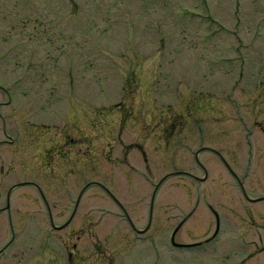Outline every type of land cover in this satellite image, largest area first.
Instances as JSON below:
<instances>
[{"label":"rangeland","instance_id":"obj_1","mask_svg":"<svg viewBox=\"0 0 264 264\" xmlns=\"http://www.w3.org/2000/svg\"><path fill=\"white\" fill-rule=\"evenodd\" d=\"M36 7L43 9L38 21L31 16ZM18 10L31 12V20ZM198 14L206 23V17L212 19L211 28L183 32ZM206 33L213 39L205 42ZM1 85L14 92L9 105L0 90V113L8 126L14 119L21 126L26 120L72 125L75 164L68 177L72 189L62 195L63 188H49L53 176L47 168L25 165L39 162L38 145L23 153L12 144L0 150L2 203L11 184L36 182L15 189L11 215L0 214V249L9 244L0 264H70L75 257L78 264H131L136 250L146 247L131 241L132 232L114 212L128 210L144 226L158 181L176 170L202 177L200 163L208 171L205 181L174 174L159 186L152 208L157 222L164 215L168 228L184 221L179 237L191 242L208 238L215 228L209 204L244 215L243 200L264 217V199L246 200L219 155L203 151L200 162L195 158L202 144L213 146L241 178L248 197L264 196V134L254 127L256 120L264 123V0H0ZM20 86L33 90L29 97L18 96ZM230 89L234 105L225 97ZM238 113L251 129L241 125ZM28 124L23 126L32 134ZM91 180L107 185L119 205L91 185L70 226L53 229L41 191L61 225ZM221 223L214 252L209 244L198 255L187 251L185 264H227L225 256L236 249L225 245L223 234L233 226L227 219ZM154 249L148 260L160 263L161 239Z\"/></svg>","mask_w":264,"mask_h":264},{"label":"flooded vegetation","instance_id":"obj_2","mask_svg":"<svg viewBox=\"0 0 264 264\" xmlns=\"http://www.w3.org/2000/svg\"><path fill=\"white\" fill-rule=\"evenodd\" d=\"M40 10H43V9H41L40 7H36L33 11L34 12L33 14H31V12H27L26 10L24 12L22 10L21 11L18 10L17 12H19V15L21 12L22 13L21 16H24V13H25L27 20H31V17H30V14H31V16L33 17V20L38 21L40 20V17H41ZM10 13L11 11L9 10L8 14L11 15ZM13 15H16V14L14 13ZM53 17H55V14H53ZM35 85H32V87L34 88ZM0 87H1L0 90L5 91L7 93V101L5 103L11 105L13 101V97H14V92L12 94V90L9 88H6L3 85H1ZM20 87L21 88H19L17 92H18V96L22 98L29 97L27 95V92L33 91V90L24 89L22 86ZM2 117L3 115L0 113V120L2 124V127H0V132L2 133V137H0V150L4 149V146L6 145L10 146V144H12V146L16 148L15 149L16 151H22L23 153V152L30 151L31 146L33 144L38 145L39 153L37 154L36 158L39 159V162H35L36 163L35 164L34 161H31L30 163L25 164V165L27 166L33 165L34 167H38L41 170H46L47 168L49 170L50 175L52 174L53 176V179L50 182L49 188L50 189H56L59 187L63 188L62 195H68L67 192L69 189H72V184H73V181H72L73 179H68V177H73V169H74V164H75V161H73L75 139L73 136L72 125H70V128H64V127H59V126L52 127L48 124H42V123H38L34 121L31 122L28 120L30 125H33L32 128L28 127L29 130L33 131L32 132L33 136H31L32 134H29L26 132V126H23L24 124H28L27 120L25 121L26 123L23 122L22 123L23 125L21 126L20 122H18V120L15 121L16 119H14L13 120L14 123L11 121V123H13V127H10L8 126V123L4 121L6 119L3 120L4 117L3 118ZM8 119H11V117H8ZM15 124H17L16 128H15ZM30 125L28 124V126ZM254 127L255 128L259 127V129L261 130V133L264 134L263 121H260V120L254 121ZM16 130L19 131V133L17 134L18 136L17 138L15 136ZM20 135L22 136L21 142L20 144H16L17 143L16 141H19ZM86 141H88L87 138L81 139V143L86 142ZM253 151L254 149L252 148V153L254 155ZM82 154L83 152H81V156ZM81 156L77 159V161L81 160ZM201 167L202 169L204 168L203 166ZM188 172L189 171H184V170L182 171L183 175L188 176L196 181L198 180L195 176L192 175L194 173L189 174L190 172L189 173ZM229 173L234 177V175L231 172ZM234 179H236V181L238 182L237 185H240L241 187V183L238 180V178L234 177ZM32 184H36V182L19 181V182H15L11 184L7 188L8 190L6 191L4 203L1 202L2 192L0 190V203H2V205H0V214L8 211V215L10 216V213L12 210L11 200H10V197L12 196L10 194L12 193L14 189L13 186L24 187L25 185H32ZM255 198L256 197L251 198V197L245 196V199L248 200L249 202H257L253 200ZM242 199L244 198H241V200ZM116 201L115 202L118 204L119 201L118 200ZM150 201H152V197ZM196 203L197 201L193 202L194 205ZM244 203L245 202H243L242 200L241 209L243 210L244 215H234L236 213H239L237 211L232 212V214H229V213L226 214V212H223L222 214H220L215 209H212L213 214H214L213 221L216 224L213 230L212 228L208 230L209 233L212 232L211 235L208 236V238L204 240L199 239L198 241L195 240L191 242H185L181 240V238L179 237L180 230L182 226L184 225V221L179 220L174 225V227L172 226L168 228L169 224L166 221L167 220L166 217L168 215H164V217H161L160 218L161 222L158 220V222H160L159 227L156 226L155 228H153V225L154 224L157 225L158 223L157 220L155 219L154 210H152V208H154L155 201L152 203L153 205L151 204L149 215H148V220L144 226H141L137 223L134 216H132V212H129L128 210H125V209L123 210L121 208H120V211L116 213V221H118V218H120V220H123V222L126 223V226H128V230L127 229L126 230L132 232L131 233L132 242H137V243L144 242L145 244V247H146L145 250H136L137 252H139V254L134 255L133 261L131 264H133V262L135 264H156L158 263L157 260H148V259L153 256V251H155L154 249L155 241L160 240V239L162 240V245L165 248L164 253H162V255H164L165 258L158 264H169L170 262H172L173 264H185L186 250L191 249L192 247H193V250H190V251H194L195 254L197 255L201 253L202 248L205 247L206 244L211 245L213 248V252H214V249L219 243L218 236L221 233H223V229L221 228V224H222L221 222L223 221L224 223L225 219H227V225H229L230 223L233 226V227H228L225 230V234H223L226 236L225 245H227V247H229L231 250H235V249L236 250L232 252V254H228L227 256H225L224 261H226L227 264H264V217L261 216L258 212L255 215V212L250 211L248 209L247 207L249 205L248 202L247 204H244ZM232 204H236V203L233 201L228 202V205H232ZM236 205L238 206L239 204H236ZM241 209H238V210H241ZM51 216L53 217L52 213H51ZM51 216L50 215L48 216L50 219V222H51ZM258 218L260 220H258ZM71 221L64 228L55 229V230H62V229L65 230L68 226H70ZM247 225H248V228L245 229ZM83 230L84 228L82 229V232ZM156 230H158L156 233H152L153 231H156ZM156 235H161V236L160 238L158 237L154 239V236ZM78 236H80L81 238L83 236V233L79 234ZM75 244L76 242L70 244L69 247ZM8 246L9 244L4 245L0 249V253L4 252L8 248ZM67 249H70V248H67ZM72 253L73 251L71 252V256L74 257L73 255L74 253L73 254ZM170 253H174L173 257L168 256V254ZM218 258L219 257L215 253L212 259L217 261ZM75 259H76V262H75ZM154 259H157V257H155ZM73 260H72V263L70 264L79 263L77 262L76 257ZM200 260H201V256H200ZM110 262L113 263V261H110ZM123 264H129V263L127 262Z\"/></svg>","mask_w":264,"mask_h":264},{"label":"water","instance_id":"obj_3","mask_svg":"<svg viewBox=\"0 0 264 264\" xmlns=\"http://www.w3.org/2000/svg\"><path fill=\"white\" fill-rule=\"evenodd\" d=\"M202 179H204V178H202ZM159 185H160V183L158 184L157 188L159 187ZM157 188H156V189H157Z\"/></svg>","mask_w":264,"mask_h":264}]
</instances>
